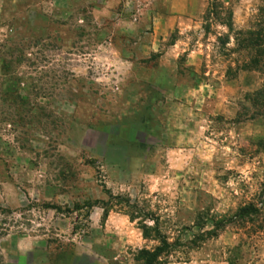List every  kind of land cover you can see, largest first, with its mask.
<instances>
[{
	"label": "rangeland",
	"instance_id": "obj_1",
	"mask_svg": "<svg viewBox=\"0 0 264 264\" xmlns=\"http://www.w3.org/2000/svg\"><path fill=\"white\" fill-rule=\"evenodd\" d=\"M159 239L264 264V0H0V264Z\"/></svg>",
	"mask_w": 264,
	"mask_h": 264
},
{
	"label": "trees",
	"instance_id": "obj_2",
	"mask_svg": "<svg viewBox=\"0 0 264 264\" xmlns=\"http://www.w3.org/2000/svg\"><path fill=\"white\" fill-rule=\"evenodd\" d=\"M257 212V208L251 207L250 205H245L232 215V217L228 219H219L214 223V229L219 230L224 225L229 223L230 221H242L244 219H247L249 215H253ZM167 248V244L163 239L158 240V245H156L151 251H145L141 250L140 258L142 259V264H152V261L156 259V257L159 255V253L164 252Z\"/></svg>",
	"mask_w": 264,
	"mask_h": 264
}]
</instances>
